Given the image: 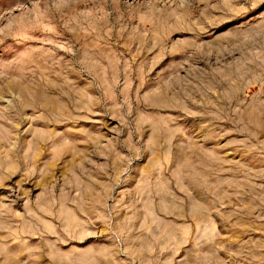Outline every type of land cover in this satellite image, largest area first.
Returning a JSON list of instances; mask_svg holds the SVG:
<instances>
[{"label":"rangeland","instance_id":"rangeland-1","mask_svg":"<svg viewBox=\"0 0 264 264\" xmlns=\"http://www.w3.org/2000/svg\"><path fill=\"white\" fill-rule=\"evenodd\" d=\"M0 264H264V0H0Z\"/></svg>","mask_w":264,"mask_h":264}]
</instances>
